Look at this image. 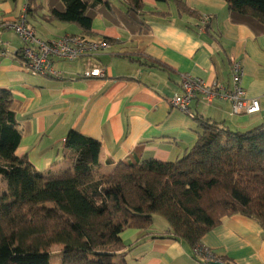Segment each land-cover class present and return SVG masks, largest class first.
Segmentation results:
<instances>
[{"label":"crops","instance_id":"crops-1","mask_svg":"<svg viewBox=\"0 0 264 264\" xmlns=\"http://www.w3.org/2000/svg\"><path fill=\"white\" fill-rule=\"evenodd\" d=\"M105 1L110 6L91 11L92 29L84 33L75 24L47 20L50 7L65 8L62 0H46L44 10L31 13L28 0H0V49L9 52L0 53V88L14 96L22 132L17 155H27L44 172L71 168L64 141L76 129L101 142L99 171L108 173L122 160L181 158L202 131L198 115L241 131L264 122V28L255 19L231 12L225 0H184L198 16L180 13L174 0H145L146 30L140 32L123 0ZM22 13L43 40H51L52 30L63 26L60 35H87L107 41L108 48L95 56L56 61L62 78L32 75L15 57L21 39L3 27ZM205 17H210L207 23ZM234 60L243 65L242 84L247 97L258 100V111L234 114L228 100L208 102L202 95L191 102L193 117L171 105V98L182 92L185 73L230 87ZM92 68H104L106 77H84ZM154 223L121 233L123 242L133 245L125 254L127 264H205L190 244L163 236L168 223ZM202 245L226 257L224 264H264V227L243 214L225 216L205 234Z\"/></svg>","mask_w":264,"mask_h":264},{"label":"trees","instance_id":"trees-1","mask_svg":"<svg viewBox=\"0 0 264 264\" xmlns=\"http://www.w3.org/2000/svg\"><path fill=\"white\" fill-rule=\"evenodd\" d=\"M28 1L27 12L42 9ZM123 1L140 32L146 30L145 0ZM174 1L180 13L198 16L184 0ZM225 1L231 12L264 28V0ZM62 2L65 8L50 7L47 20L84 33L92 29L91 11L110 6L105 0ZM13 103V93L0 88V175L7 185L0 197V264H50L55 246H62L61 264H127L133 245L121 233L150 228L156 215L169 225L163 236L187 242L196 258V247L225 216L243 214L264 227V122L241 131L198 115L202 131L181 158L122 160L108 173L99 171L101 142L71 129L64 149L72 167L44 172L16 154L22 132Z\"/></svg>","mask_w":264,"mask_h":264},{"label":"built area","instance_id":"built-area-1","mask_svg":"<svg viewBox=\"0 0 264 264\" xmlns=\"http://www.w3.org/2000/svg\"><path fill=\"white\" fill-rule=\"evenodd\" d=\"M210 17H205L207 23ZM5 29L13 30L21 39L22 46L15 52L20 66L32 75H43L62 78V72L55 66L56 61H75L85 56H95L108 48L105 40H97L83 34H65L51 40H43L29 25L26 13H22L17 20L4 23ZM1 55H7V48L0 49ZM231 86L218 83H208L202 78L185 73L182 75V92L174 95L170 103L173 107L194 116L191 102L202 95L210 102L215 98L228 100L232 105L234 114H252L259 110L257 99H249L243 87L244 68L240 61L231 62ZM104 68H92L84 72V77H106ZM196 255L205 264L224 263L221 257L208 247H196Z\"/></svg>","mask_w":264,"mask_h":264},{"label":"rangeland","instance_id":"rangeland-1","mask_svg":"<svg viewBox=\"0 0 264 264\" xmlns=\"http://www.w3.org/2000/svg\"><path fill=\"white\" fill-rule=\"evenodd\" d=\"M109 1L113 2L114 4H118V2H119L118 0H109ZM35 4H36V6L41 5L42 9L40 11H42L45 9L46 0H35ZM62 23H64V22H62ZM61 25H63V24H61ZM49 28L52 30L54 27L49 26ZM62 29H63V26L55 29V31L52 30V32H54V34H53L54 36L52 35V37H50L49 39H54L58 36H62V35H60V33H58ZM17 39H19V38H17ZM19 43L21 44V42H19ZM6 189H7L6 182L3 180L2 176L0 175V197L4 194ZM156 217H157V220L155 223L153 222L154 224H158V221H163V222L167 223V221L165 220V218L162 215H156ZM61 263H62V246H55V247H53L52 252H51L50 264H61Z\"/></svg>","mask_w":264,"mask_h":264},{"label":"water","instance_id":"water-1","mask_svg":"<svg viewBox=\"0 0 264 264\" xmlns=\"http://www.w3.org/2000/svg\"><path fill=\"white\" fill-rule=\"evenodd\" d=\"M215 264H224V263L218 262V263H215Z\"/></svg>","mask_w":264,"mask_h":264}]
</instances>
